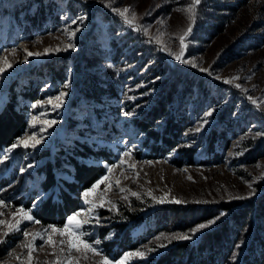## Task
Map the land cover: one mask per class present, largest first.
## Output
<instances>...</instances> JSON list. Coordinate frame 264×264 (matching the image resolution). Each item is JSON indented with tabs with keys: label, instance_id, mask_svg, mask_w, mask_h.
<instances>
[{
	"label": "rangeland",
	"instance_id": "374dc122",
	"mask_svg": "<svg viewBox=\"0 0 264 264\" xmlns=\"http://www.w3.org/2000/svg\"><path fill=\"white\" fill-rule=\"evenodd\" d=\"M68 1L0 0V56L8 55L11 49H17L14 56H9V59L15 61L13 67L0 74V104L4 101L5 89L13 82L11 90L17 93L16 104L25 103L28 108L21 134L10 145L0 149V199L6 204L0 206V212L3 213L0 220L14 223L15 218L20 216L17 209L33 211L44 197L46 192L41 186L45 176L43 167L53 149L61 150L58 160L62 159L63 165L72 170L73 164L62 156L68 150L64 145L72 144L74 139L87 142L104 134L114 143L120 144L114 148V160L106 165H116L121 158L120 153L128 149L132 150L131 156L125 157L126 163L114 168L111 174L107 173L105 165L103 174L79 192L76 208L64 216L61 224H43L31 211L34 219L23 221L20 231L10 232L5 237L2 234L8 231L7 223L0 225V264H101L104 256L114 264L125 252L138 249L146 251L145 257L133 258L130 264L147 259L170 245L171 242L164 239L165 236L185 233L192 235V239L186 241L195 240L205 229L192 234L190 230L193 227L226 212L221 211L218 215L205 218L191 228L177 232L162 231L139 247L123 251L114 258L111 253H107L103 244L111 233L105 236L102 234L114 222L123 219V212L146 214L165 204L217 205L228 202L234 203L235 207L260 194L263 190L261 185H264V178H261L264 173V154L249 157L246 143L255 144L264 137V0H245L239 5H236L238 3L235 0H200L196 5L195 23L185 41L181 60L175 58L181 55L178 37L188 27V13L183 10L191 5L192 0ZM109 2L117 8L130 6L128 15L134 12L136 26L146 27L147 33L126 25L120 16L106 7ZM227 4L235 6L230 8ZM207 25L210 31L202 33L208 28ZM76 28L80 30L72 38L74 50L54 51L49 55L30 57L28 62H23V49L43 52L45 48H55L57 45L64 47L68 43L65 30L72 32ZM85 47L92 50L96 59L87 69L106 74L121 86L120 97L110 99L113 105L118 106L115 119L109 114L108 108L100 107L90 99H83L76 88L78 64L74 55ZM183 60L194 62L197 66L183 63ZM46 62L58 66L62 77H53L47 72ZM79 67L82 66L79 64ZM201 68L208 71L203 72ZM174 74H185L186 79L196 76L195 80H201L204 84V91H199L193 81L191 94L184 105L187 123L181 141L185 146L194 147L192 162L189 164H176L173 161L176 154L174 150L165 154L152 151L149 144L154 141L148 139L145 142L146 134L140 132L133 123V118L140 117L162 89L163 80ZM233 76L239 79L231 84L224 82ZM65 82L69 85L67 88L64 87ZM236 83L247 89V92L236 88ZM176 85L177 89L181 86L179 83ZM29 89L35 94L34 98L24 99L21 92ZM61 91L67 93L63 105L53 110L47 100ZM248 96L255 98L261 106L254 105ZM38 101L44 102L43 106L33 108L32 105ZM226 105H231V127L225 131L228 142L222 156L216 163H201L207 157L204 135L217 122V115ZM210 110L212 114L206 117L205 113ZM125 112H133L134 115L125 116ZM34 116L37 121L55 120L57 123L40 133L42 125L39 122H34L35 126L29 128V121ZM205 119L207 123L201 131H195ZM33 132L38 137L43 136L36 148L17 147L7 152L18 139L31 136ZM48 149H51L50 153H47ZM21 168L25 170L22 172ZM105 175H109L111 180L109 191L104 193L105 184L102 183L98 191L89 197L99 203L100 194L103 193L105 206L97 207L93 213L94 218L81 229L87 233L82 237L83 240L89 243L96 240L101 242L97 246L100 255L85 250L75 238L72 240L76 247L70 248V238L53 233L49 225L63 228L67 217L78 211L82 215L77 219H84L91 206L85 205L82 193ZM117 180L120 182L118 186L115 183ZM120 187L130 191L122 193ZM149 191L151 195L147 194ZM131 192L138 193L139 199L132 196ZM249 192L253 194L249 196ZM123 196H127V199H122ZM153 197H165L166 202L157 203ZM173 198L183 203L172 202ZM109 200L115 204V208L107 203ZM13 213H16L15 217ZM221 217L209 228L215 226ZM24 232H28L29 236L26 237ZM34 235L36 238L33 240ZM49 236L53 244L45 243ZM29 242L32 244L31 260L29 248L25 247ZM159 244L165 247H158ZM77 247L80 251H77Z\"/></svg>",
	"mask_w": 264,
	"mask_h": 264
},
{
	"label": "trees",
	"instance_id": "16d2710c",
	"mask_svg": "<svg viewBox=\"0 0 264 264\" xmlns=\"http://www.w3.org/2000/svg\"><path fill=\"white\" fill-rule=\"evenodd\" d=\"M235 1L238 3L236 5H239L245 0ZM227 6L234 8L235 5L227 4ZM209 28V26L205 28L202 33H208ZM74 57L78 64L75 84L80 95L85 100L90 99L98 103L100 107L108 108L109 114L115 119L118 106L113 105L110 99L115 100L120 97L121 86L108 75L87 69L96 61L94 53L88 47L76 53ZM79 64L86 67H79ZM45 66L53 77H62L58 66H53L49 62H46ZM196 78L195 76L186 79L185 74H174L164 79L163 87L152 99V103L142 111L140 117L133 118L136 128L146 134L145 142L148 139L154 141L149 144L152 151L165 154L174 150L176 154L173 161L176 164L192 162L194 147L185 146L181 138L187 123L184 105ZM195 82L199 91H204L201 80ZM177 83L181 84L178 89ZM12 84L13 82L5 89V98L0 104V149L10 145L21 134L27 119V104H16L17 93L11 90ZM21 94L24 99H33L35 95L30 89L22 91ZM230 110L231 105H226L217 115V122L205 133L204 151L207 157L201 163H216L222 156V151L228 142L225 131L231 127ZM116 145L120 144L114 143L104 134L87 142L74 139L72 144H65L68 150L62 156L73 164L72 170L63 165L62 159L58 160V153L61 150L53 149L50 153L51 149H48L50 158L45 160L43 167L45 176L41 183L46 194L32 211L35 218L43 224H61L64 216L76 208L79 192L102 175L105 165L114 160ZM246 146L249 157L260 156L264 154V137L255 144L246 143ZM261 186L263 190L254 199H249L246 203L235 207L234 203L228 202L217 205L165 204L147 211L146 214L138 215L134 211L123 212L121 214L123 219L114 222L102 234L105 236L111 233L107 235L103 244L107 253H111L115 258L123 251L139 247L148 238L162 231L177 232L191 228L193 224L225 211L226 214L215 226L205 229L195 240L191 242L172 240L170 245L155 255L130 264H263L264 185Z\"/></svg>",
	"mask_w": 264,
	"mask_h": 264
},
{
	"label": "snow or ice",
	"instance_id": "6c2138e0",
	"mask_svg": "<svg viewBox=\"0 0 264 264\" xmlns=\"http://www.w3.org/2000/svg\"><path fill=\"white\" fill-rule=\"evenodd\" d=\"M200 3V0H192L191 5L187 8L184 9L183 11H186L188 13V18H189V24L187 29L183 32L182 35H180L178 37L179 41H180V47H181V55H176L175 58L177 60H181L182 58V53L184 48L186 47L185 41L187 39V37L190 35L191 30H192V25L195 23V19H196V5H198ZM106 7H109L111 9L112 12H114L115 14H117L118 16H120L123 20V22L126 25H129L131 27H134L135 30L137 31H143L145 33H147V28L146 27H137L135 22H136V14L134 12L131 13V15L129 16L128 13H130L131 9L130 6H126L124 8H117L113 6L112 2H109L106 4ZM80 19H83V17H81ZM73 23L75 24L76 21H73ZM162 23V22H161ZM80 29L76 28L75 31L72 32H68L67 30H65L67 37H68V43L64 45V47H60L59 45H57L55 48H45L43 52H32L29 51L28 49H23L24 51V61L23 62H28V59L30 57H41V56H45V55H49L52 52H59V51H68L70 49L74 50L75 45L74 43H72V38L75 36V33L78 32ZM157 44L160 43L159 40L156 41ZM17 49H11L10 53L8 55H4V56H0V74H3L7 69H10L13 67V63L15 61L9 59V56H14L16 53ZM171 54V53H170ZM183 63H192L193 67H196L197 65L194 62L188 61V60H183ZM203 72L208 71V69L205 68H201L200 69ZM217 79H220V77H216ZM239 77L237 76H233L231 78H226L224 80L225 83H233V81L238 80ZM250 79V77H249ZM69 85L67 82H65L64 87L67 88ZM236 88L241 89L242 92H247V89H243L241 88V85L239 83H236L234 85ZM67 95V93L65 91H61L57 96L55 97H49L47 100V103L49 105L52 106L53 110L59 109L60 107H62L63 105V100L64 97ZM249 101H251L254 105H256L257 107H260L261 105L258 103V101L253 98L252 96H248L247 97ZM44 102H36L32 105L33 108H36L37 106H43ZM212 114L211 110L207 113H205V116H210ZM43 115V113L41 114ZM125 116H132L134 115L133 112H125L124 113ZM34 122H39L41 123V128H40V133H44L46 131L47 128L51 127L53 124L57 123V121L55 120H44V121H37L36 117H32V119L29 121V128H32L35 126ZM207 123V119H205L203 121V123H201L196 129L195 131L199 132L201 131V129L204 127V124ZM260 135V134H258ZM43 140V136L40 135L38 137L37 133L33 132L31 136H26L23 139H18L15 143H13L9 149H7V152H11L13 149L17 148V147H24V148H36L37 145H39ZM131 149H128L122 153H120V160L118 161V163L116 165H106L107 168V173L111 174L113 172L114 168H117L119 166H122L126 163L125 161V157H130L131 156ZM5 159H7V155H5ZM151 163V162H149ZM29 167H31V165H29ZM131 167V166H130ZM25 169L21 168V171L23 172ZM261 178H264V173L261 174ZM102 183L105 184V188H104V193H106L107 191H109V185L111 184V180L109 178V175H105L103 177H101L99 180H97L95 183H93L91 185L90 188L86 189L84 191V193H82V198L83 201L85 203V205H90L91 207L88 208L87 210V216L82 219V220H78L77 217L82 215L81 211L75 212L72 215L67 217V222L64 224L63 228H56L55 226L49 225V228L52 229L53 233H59L61 236H65L67 235L70 239L68 241L70 248L71 247H76V245L73 243L72 238H75L76 241L79 242V244H81L83 246V248L87 251H90L96 255H100V250H98L97 246L101 243L99 240H96L93 243H89L86 240H83L82 237L86 236L87 233L81 231V229L83 228V225L85 224H89L91 222V220L94 218L93 217V213L95 212V209L97 207H104L105 206V201L103 199V193L100 194L99 197V203H97L96 200L94 199H90V194L91 193H95L98 191V186L101 185ZM116 185H119V180H117ZM249 187H251V185H249ZM120 192H125V191H130V189H125L123 187L119 188ZM148 195H151V192L149 191L147 193ZM253 193L249 192L248 195L251 196ZM132 196H136L139 199V194L136 192H131ZM165 196H167V194H165ZM236 199H244L245 197H235ZM122 199H127V196H123ZM153 200L156 201L157 203H165L166 199L165 197H160V198H156L153 197ZM172 202L175 203H183V201L181 200H176L175 198H173ZM108 204H110L112 206V208H115V204L112 201H107ZM0 206H6L5 201L3 199H0ZM35 206V204H34ZM18 213H20V216L18 218H15L14 223H8L5 220H0V225H4L7 223V228L8 231L4 232L2 235L3 236H7L10 232L13 231H20V225L23 223V221L27 220V221H32L34 218L33 216L30 214L31 213V209L25 210L23 208H19L16 210ZM3 213L0 212V215H2ZM225 215V213L221 212L220 216ZM13 216H16V213H13ZM220 216H217L216 218L207 221L206 223H201L198 224L196 227H193L190 232L192 234H195L203 229L209 228L211 225H213L219 218ZM36 223H39V221H35ZM96 222L99 223V219L96 218ZM24 235L27 237L29 236L28 232H24ZM163 235V234H162ZM35 235L33 236V240L35 239ZM157 239H160V237H157ZM164 239L168 240L169 242H171L172 240H190L192 239V235L189 234H185V233H174L171 236H165ZM0 242H2V240H0ZM45 243L47 244H53V240L51 238V236H49L48 240L45 241ZM61 243H64L63 240H61ZM25 247L29 248V259L31 260V248H32V244L31 242H29L28 245H25ZM158 247H165L164 244H159ZM77 251H80V248L77 247ZM148 251H155V249H148ZM146 251L143 250H136V251H131V252H125L123 254V256L119 259L116 260L114 262V264H129V262L136 257L139 258H143L146 256ZM101 264H113V261L110 260L107 256H104Z\"/></svg>",
	"mask_w": 264,
	"mask_h": 264
}]
</instances>
